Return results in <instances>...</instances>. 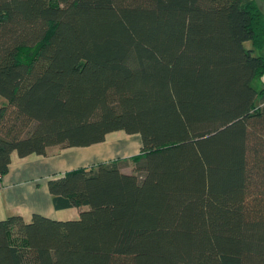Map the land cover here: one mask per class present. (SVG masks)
Wrapping results in <instances>:
<instances>
[{"label":"trees","instance_id":"obj_1","mask_svg":"<svg viewBox=\"0 0 264 264\" xmlns=\"http://www.w3.org/2000/svg\"><path fill=\"white\" fill-rule=\"evenodd\" d=\"M263 74L254 0H0V175L140 136L48 180L76 219H0V264H264Z\"/></svg>","mask_w":264,"mask_h":264},{"label":"crops","instance_id":"obj_2","mask_svg":"<svg viewBox=\"0 0 264 264\" xmlns=\"http://www.w3.org/2000/svg\"><path fill=\"white\" fill-rule=\"evenodd\" d=\"M122 136L127 135L114 133L106 141L87 147L65 149L53 145L48 147L45 156L19 158L12 155L8 171L1 177L2 218L20 215L29 219L34 213L51 219L77 218L79 209L75 207L55 209L48 190V180L72 169L96 166L101 162L107 163L137 154L140 145L134 149V144ZM137 140L140 144V140Z\"/></svg>","mask_w":264,"mask_h":264},{"label":"rangeland","instance_id":"obj_3","mask_svg":"<svg viewBox=\"0 0 264 264\" xmlns=\"http://www.w3.org/2000/svg\"><path fill=\"white\" fill-rule=\"evenodd\" d=\"M245 45H246V46H249L250 43H249V42H246ZM29 52H30L29 49H28V50H26V49H25V50H22V51L20 52V57H25ZM255 53L257 54V52H255ZM263 83H264V74L255 77V79H254V81H253V85H254L255 88H257V89H258V88L260 89V87H262V84H263ZM5 103H6V100L0 96V105H3V104H5ZM119 134H120V133H119ZM122 137L127 138V139L131 142V144L133 143V144H134V149H136L137 146L140 145V144L138 143V140H137V138L140 140V136H139V134L127 135V136H122ZM134 149H133V150H134ZM13 156H16V154L14 153ZM124 171L129 172V171H131V169H130V167H125V168H124ZM2 217H4V215H3V208L0 207V219H1ZM73 219H76V218H73Z\"/></svg>","mask_w":264,"mask_h":264},{"label":"water","instance_id":"obj_4","mask_svg":"<svg viewBox=\"0 0 264 264\" xmlns=\"http://www.w3.org/2000/svg\"><path fill=\"white\" fill-rule=\"evenodd\" d=\"M256 3V6L259 10V12L263 15L264 17V0H254Z\"/></svg>","mask_w":264,"mask_h":264},{"label":"built area","instance_id":"obj_5","mask_svg":"<svg viewBox=\"0 0 264 264\" xmlns=\"http://www.w3.org/2000/svg\"><path fill=\"white\" fill-rule=\"evenodd\" d=\"M1 177H2V175H0V191L2 190V182H1Z\"/></svg>","mask_w":264,"mask_h":264}]
</instances>
